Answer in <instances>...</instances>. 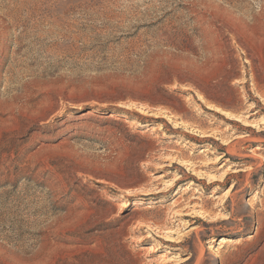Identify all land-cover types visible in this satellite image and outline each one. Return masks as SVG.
Segmentation results:
<instances>
[{"label":"rangeland","instance_id":"1","mask_svg":"<svg viewBox=\"0 0 264 264\" xmlns=\"http://www.w3.org/2000/svg\"><path fill=\"white\" fill-rule=\"evenodd\" d=\"M0 264H264V0H0Z\"/></svg>","mask_w":264,"mask_h":264},{"label":"bare ground","instance_id":"2","mask_svg":"<svg viewBox=\"0 0 264 264\" xmlns=\"http://www.w3.org/2000/svg\"><path fill=\"white\" fill-rule=\"evenodd\" d=\"M229 148V147H228ZM230 149V148H229ZM221 158V157H220ZM194 179H196V180H199V179H197V178H194ZM212 184V183H211ZM210 184V185H211ZM201 255L203 254V252H202V249H201V253H200Z\"/></svg>","mask_w":264,"mask_h":264}]
</instances>
